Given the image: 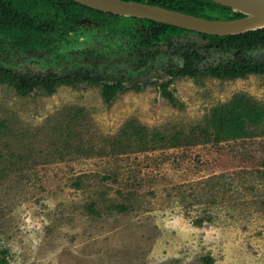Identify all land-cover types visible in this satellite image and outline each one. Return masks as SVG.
Returning a JSON list of instances; mask_svg holds the SVG:
<instances>
[{"label": "rangeland", "instance_id": "374dc122", "mask_svg": "<svg viewBox=\"0 0 264 264\" xmlns=\"http://www.w3.org/2000/svg\"><path fill=\"white\" fill-rule=\"evenodd\" d=\"M14 67L46 73L34 63ZM170 89L179 106L151 85L110 103L87 84L28 96L0 85V249L9 264H264L262 129L150 152L122 154L104 143L130 121L189 131L237 94L264 106V75L178 79Z\"/></svg>", "mask_w": 264, "mask_h": 264}, {"label": "trees", "instance_id": "16d2710c", "mask_svg": "<svg viewBox=\"0 0 264 264\" xmlns=\"http://www.w3.org/2000/svg\"><path fill=\"white\" fill-rule=\"evenodd\" d=\"M122 1L159 6L209 20L244 17L209 0ZM88 27L136 40H127L128 53L118 54L119 46L112 48L111 53L95 50L89 40H80L84 36L82 31ZM164 49L172 58L168 66L161 62L158 67L154 60ZM260 51H264V30L238 36H209L149 20L106 14L69 0H0V85L13 87L22 96L37 89L52 93L60 86L87 84L99 86L104 101L110 103L118 94L141 91L151 85L174 106H179L170 89L176 80L200 82L210 77L233 81L264 75V60L253 57ZM217 54L223 60L212 62ZM22 63L44 66L46 73L19 72L14 64ZM152 70L155 71L151 74L160 75L154 82L147 75ZM257 129H262L264 137V106L237 94L227 104L213 109L205 124L189 131L168 134L130 121L119 135L106 138L104 143L122 154L130 147L150 152L246 139ZM95 149L91 146V150ZM96 150L105 154L106 148L100 146ZM120 207L117 209H125ZM195 223L203 226L204 221ZM0 264H9L5 249H0Z\"/></svg>", "mask_w": 264, "mask_h": 264}, {"label": "water", "instance_id": "95a60500", "mask_svg": "<svg viewBox=\"0 0 264 264\" xmlns=\"http://www.w3.org/2000/svg\"><path fill=\"white\" fill-rule=\"evenodd\" d=\"M91 9L119 17L149 20L182 30L209 36H238L264 30V0H209L230 8L244 17L233 20H209L159 6L122 0H69ZM122 5L123 10L114 9ZM110 6V7H108Z\"/></svg>", "mask_w": 264, "mask_h": 264}, {"label": "flooded vegetation", "instance_id": "af4514ba", "mask_svg": "<svg viewBox=\"0 0 264 264\" xmlns=\"http://www.w3.org/2000/svg\"><path fill=\"white\" fill-rule=\"evenodd\" d=\"M89 25H90V23H89ZM88 29L89 30H91L90 29V27H88ZM104 32V31H103ZM104 33H106L107 35H108V37H104L103 39H98V38H80V40H116L117 41V44H114V45H111V44H103L104 46H99V47H96V45L95 44H93V47H95L94 49L95 50H102V51H106V52H108V53H111V51H112V48H115L116 46H117V48H118V46L121 48V51L120 52H118V54H121V53H128L129 51H128V45H127V43H128V41L127 40H136V39H134V38H132V37H127V36H122V35H115V36H111V35H109V33L107 32V31H105ZM192 40H200V38H197V37H192ZM107 41H105V43H106ZM99 45H101V44H99ZM164 51H165V49L163 50V52L161 53L162 55H160L158 58H156V60H154V65H156V66H160L161 65V62H162V64L163 65H165V66H168V64H169V61L171 60V58H170V55L168 54V53H164ZM105 52V53H106ZM115 55H116V53H114ZM259 54H261V52H258V53H255V54H253V57H254V59L255 60H259L258 59V55ZM109 55V54H108ZM216 56H221L220 54H217ZM109 57H110V55H109ZM159 59H161V60H159ZM175 60H177V59H175ZM214 59H212V62H214L213 61ZM218 61V60H217ZM259 61H262V60H259ZM153 63V60H152V62L150 63V64H152ZM174 63H177V62H174ZM155 70H152V71H148V73H147V75L149 74L150 75V80L151 79H155V81H156V79L160 76L159 74H157V73H152L151 74V72H154ZM152 77V78H151ZM104 78V77H103ZM108 80H110V78H107ZM129 84V83H128Z\"/></svg>", "mask_w": 264, "mask_h": 264}, {"label": "bare ground", "instance_id": "6f19581e", "mask_svg": "<svg viewBox=\"0 0 264 264\" xmlns=\"http://www.w3.org/2000/svg\"><path fill=\"white\" fill-rule=\"evenodd\" d=\"M108 7H110V6H108ZM114 9L123 10L124 8L122 7V5H115Z\"/></svg>", "mask_w": 264, "mask_h": 264}]
</instances>
